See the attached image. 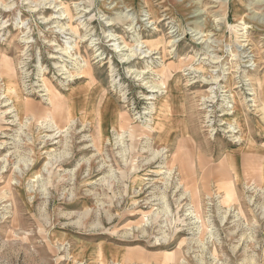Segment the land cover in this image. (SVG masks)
<instances>
[{
    "label": "rangeland",
    "instance_id": "obj_1",
    "mask_svg": "<svg viewBox=\"0 0 264 264\" xmlns=\"http://www.w3.org/2000/svg\"><path fill=\"white\" fill-rule=\"evenodd\" d=\"M262 105L264 0H0V264H264Z\"/></svg>",
    "mask_w": 264,
    "mask_h": 264
},
{
    "label": "bare ground",
    "instance_id": "obj_2",
    "mask_svg": "<svg viewBox=\"0 0 264 264\" xmlns=\"http://www.w3.org/2000/svg\"><path fill=\"white\" fill-rule=\"evenodd\" d=\"M57 17V16H56ZM152 22V21H151ZM140 48V47H139ZM135 51V50H134ZM166 51V50H165ZM136 53V52H135ZM140 53V52H139ZM150 53H151V51L149 50V49H144V50H142L141 51V53L140 54H142V57L144 58V57H148L149 55H150ZM72 58V57H71ZM84 66V65H83ZM82 66V67H83ZM80 67V66H79ZM166 70H168V69H166ZM162 77H164V76H162ZM214 77V76H213ZM11 79V78H10ZM164 79V78H163ZM162 79V80H163ZM169 79V78H168ZM42 82V81H41ZM44 82V81H43ZM173 82H177V79H174L173 80ZM208 82V81H207ZM253 82V81H252ZM261 87V86H260ZM259 87V88H260ZM43 90L44 91H46V93H47V87H46V84H45V82H44V84H43ZM258 88V87H257ZM258 88V89H259ZM257 89V90H258ZM250 90H253V91H251V93L249 94V95H252L253 97L251 98V99H249V101H252L253 103H252V105H254L255 106V101H258V100H255L254 99V97L257 95V92L256 91H254V89L253 88H250ZM206 91V90H205ZM150 92H152V93H154V92H157V90H150ZM208 92V91H207ZM210 92V91H209ZM46 95H48V94H46ZM205 95H207V94H205ZM261 95V94H260ZM154 95H152V96H150V97H148V99H153L152 97H153ZM166 97H164V99H171V97L173 96L172 95V87H171V83H170V85L167 87V91H166V95H165ZM210 97V96H209ZM206 98V97H205ZM213 98V97H212ZM234 97H232L231 99H230V101H232V99H233ZM210 99V98H209ZM214 99V98H213ZM206 100H208V97H207V99ZM209 101H211V100H209ZM233 102V101H232ZM234 103V102H233ZM263 104V103H262ZM161 105H163V107H164V105L165 106H167V104H166V100L164 101L163 100V104H161ZM209 105V104H208ZM241 105V104H240ZM152 106H153V104H152ZM206 106V105H205ZM204 106V107H205ZM262 106H264V105H262ZM230 108H231V112H229V113H234V111H235V107H233V104H231L230 106H229ZM228 107V108H229ZM242 107V106H241ZM166 108H168V106L166 107ZM227 110V109H226ZM230 110V109H229ZM233 110V111H232ZM152 111V110H151ZM147 112H150V111H146V113ZM227 112V111H226ZM240 112V111H239ZM68 113V112H67ZM145 113V112H144ZM228 113V112H227ZM223 114H225L226 115V113H223ZM208 118V117H207ZM234 121V120H233ZM113 123H112V126L114 127V126H116V124L119 122L118 121V115L116 116H114V118H113V121H112ZM225 123V122H224ZM234 123V122H233ZM120 124H121V122H120ZM97 137H98V139H100V143H101V141L103 140V138H104V136H105V134H106V129L104 128V121H103V115L101 114V112L99 113V117H98V121H97ZM227 125V124H226ZM88 126V125H87ZM227 127V126H226ZM122 129V128H121ZM235 129H237V127L233 124V125H231V123H229V125H228V129H226V132H231V133H233L232 135L233 136H235V133H237L238 132V130H235ZM107 138V137H106ZM235 138V141H237V140H239L240 139V136H235L234 137ZM236 138H238V139H236ZM91 144V143H90ZM263 155H264V153H262ZM233 161V159L232 158H228V157H225V161H223V165H225V166H229V164L231 165V162ZM262 163V162H261ZM261 172H262V169H261ZM260 172V173H261ZM261 176V175H260Z\"/></svg>",
    "mask_w": 264,
    "mask_h": 264
}]
</instances>
